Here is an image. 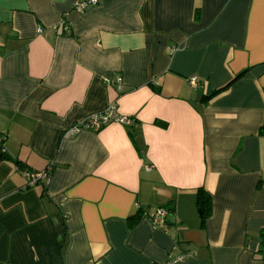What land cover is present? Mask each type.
I'll return each instance as SVG.
<instances>
[{
  "label": "crops",
  "instance_id": "1",
  "mask_svg": "<svg viewBox=\"0 0 264 264\" xmlns=\"http://www.w3.org/2000/svg\"><path fill=\"white\" fill-rule=\"evenodd\" d=\"M75 1L0 0V264H264V0Z\"/></svg>",
  "mask_w": 264,
  "mask_h": 264
},
{
  "label": "built area",
  "instance_id": "2",
  "mask_svg": "<svg viewBox=\"0 0 264 264\" xmlns=\"http://www.w3.org/2000/svg\"><path fill=\"white\" fill-rule=\"evenodd\" d=\"M97 3V0H76L71 10L75 13H82L84 12L88 7L95 5ZM41 29L39 28L38 31ZM105 84L107 85H114L116 89H121L122 82L121 79L118 77L114 81L110 78L105 77L104 79ZM190 84L196 85L197 78L191 77L189 80ZM109 123H118L126 127H131L133 125V119L126 115H121L118 113L115 104H111L107 109L104 111L94 113L84 119L83 121L76 123L72 125L70 128H68L64 136H72L77 134L80 131L86 130V131H98L103 126L109 124ZM0 150H4L3 147V138L0 137ZM51 165H47L45 170L43 171H30L28 169H23V176L27 180L28 185H35L42 179H45L50 171ZM137 209L142 211V217L147 218L151 224L156 228H163L166 224L167 218L169 216V210H167L164 207H156L151 212H145L144 209H142L141 205L137 203Z\"/></svg>",
  "mask_w": 264,
  "mask_h": 264
},
{
  "label": "trees",
  "instance_id": "3",
  "mask_svg": "<svg viewBox=\"0 0 264 264\" xmlns=\"http://www.w3.org/2000/svg\"><path fill=\"white\" fill-rule=\"evenodd\" d=\"M154 90L157 92L158 90L156 88H154ZM218 91H214L212 92L210 95H208V97H211L213 95H215ZM155 123H159L158 121H156ZM259 134L260 135H264V127H261L259 129ZM0 155L4 158H7L9 157L7 155V152L4 150H0ZM15 165H17L19 168H22V165L21 163L14 159L12 160ZM210 202H211V199H210V196L207 192H205L202 188H199L197 190V193H196V203H197V206L199 208V210L201 211V222L203 223L205 218L207 217V215L209 214V210H210ZM169 210V209H167ZM170 211V210H169ZM142 217V211L141 210H138L137 214L134 215L133 217H130L129 219V225H133L134 223H136L140 218ZM0 233H1V230H0ZM261 236V240H260V252L262 253V257H264V231L261 232L260 234ZM152 264H155V263H152Z\"/></svg>",
  "mask_w": 264,
  "mask_h": 264
}]
</instances>
